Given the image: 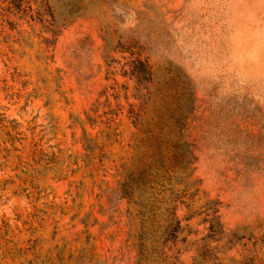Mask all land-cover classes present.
<instances>
[{
	"label": "rangeland",
	"instance_id": "obj_1",
	"mask_svg": "<svg viewBox=\"0 0 264 264\" xmlns=\"http://www.w3.org/2000/svg\"><path fill=\"white\" fill-rule=\"evenodd\" d=\"M138 205L262 264L264 0H0V264H130Z\"/></svg>",
	"mask_w": 264,
	"mask_h": 264
},
{
	"label": "trees",
	"instance_id": "obj_2",
	"mask_svg": "<svg viewBox=\"0 0 264 264\" xmlns=\"http://www.w3.org/2000/svg\"><path fill=\"white\" fill-rule=\"evenodd\" d=\"M44 3L47 2L44 1ZM136 62L137 65L135 70H133L131 74L138 81L141 73L139 71V66L141 67L140 69H143L146 71V73H149V71L147 62L145 60L137 57ZM143 90L145 93H143L142 97H146L148 94V84L143 87ZM172 147L173 150L171 157H180V162L183 163L182 165H184L187 160H184L185 155H183L181 152V144L178 137L174 139ZM174 148H176V150ZM141 170H138L137 175L142 174L143 171ZM133 178L135 177L132 176L131 173H129L127 176H124L122 181L119 183V189H121V194L123 197L134 202L139 198V196L136 195L134 197V190L130 185V179ZM136 211L137 220L136 225L134 226L135 235L133 241L131 242L132 248L134 250V256L130 264H179L177 253L178 249L176 245L179 240L186 241V238L183 236L181 239H178V233L180 231L183 232L184 227L180 225L179 220L175 219L173 212L171 213L170 218L164 220L162 224V232L165 233L166 236L163 240H159L154 237V232L157 230V225H155L153 221L154 217L156 216L155 208L147 207L146 205H138ZM222 232L223 231L220 230L218 233ZM206 238V236L201 237L200 243L194 244V250L195 253L201 251L202 255L207 257L208 253L219 246L221 238ZM260 243L262 249L257 250L255 257L257 259H262L261 263L264 264V226L260 235ZM206 257L204 262L208 261V258ZM216 260L218 263H220L222 257H216ZM85 264H93V261L87 260Z\"/></svg>",
	"mask_w": 264,
	"mask_h": 264
}]
</instances>
